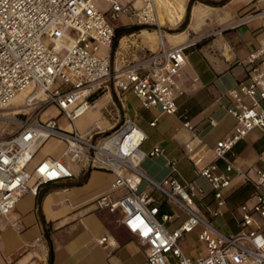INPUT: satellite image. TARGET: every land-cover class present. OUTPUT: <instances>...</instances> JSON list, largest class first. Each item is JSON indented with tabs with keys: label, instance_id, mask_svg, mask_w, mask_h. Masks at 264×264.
I'll list each match as a JSON object with an SVG mask.
<instances>
[{
	"label": "built area",
	"instance_id": "1",
	"mask_svg": "<svg viewBox=\"0 0 264 264\" xmlns=\"http://www.w3.org/2000/svg\"><path fill=\"white\" fill-rule=\"evenodd\" d=\"M140 2L133 6L126 0H110L107 15L94 0H0V108H8L0 109V122L15 127L0 133V214H9L24 194H37L42 185L70 180L86 169H100L114 178L111 190L94 197L93 203L97 210L120 211V223L147 246L143 264H264V168L243 169L228 157L252 130L264 136V48L249 53L252 67L247 78L227 91L231 101L227 111L235 125L212 146L213 160L201 165V155L189 156L210 186L215 205H205V209L211 217L222 215L224 190L234 175L253 186L251 202L237 207L236 233L223 232L199 211L197 202L206 193L193 181L175 175L157 181L144 172L141 162L162 154L163 149L142 150L147 135L134 119L124 116L106 130L93 127L79 132L75 126V119L90 106V94L109 84L120 92H132L142 108L176 113V77L186 64V45L166 46L153 0ZM120 14L137 25L155 27L160 41L155 50L111 66L108 56L99 55L98 50L111 47L114 28L109 19L116 20ZM26 89L30 91L22 105L13 106L15 97ZM50 106L58 116L41 119ZM60 115L69 128L58 124ZM181 118L192 132L188 116L183 113ZM51 138L64 144L60 155L31 164L37 147ZM218 160L225 162L223 171ZM169 166L177 171L174 160ZM171 205L186 218L168 229L165 223L178 218L175 212L162 209ZM192 232L205 246L203 255L190 257L179 245V238ZM106 240L103 236L98 242Z\"/></svg>",
	"mask_w": 264,
	"mask_h": 264
},
{
	"label": "crops",
	"instance_id": "2",
	"mask_svg": "<svg viewBox=\"0 0 264 264\" xmlns=\"http://www.w3.org/2000/svg\"><path fill=\"white\" fill-rule=\"evenodd\" d=\"M126 1L133 6L141 3ZM203 1L155 0L164 44L186 45V64L176 77V113L142 108L132 92H120L109 84L90 94V106L76 118L75 126L79 132L93 127L106 130L124 116L134 119L147 135L142 150L154 146L163 149L162 154L141 162L144 172L157 181L169 175L193 181L206 193L203 201L197 202L199 211L223 232L236 233L240 217L237 207L244 201L251 202L253 186L234 175L224 190L222 215L211 217L205 209V205H215L210 186L198 175L189 156L201 155V165L212 161V146L233 130L235 119L227 111L231 105L227 91L247 78L252 67L249 53L264 48V0H209L219 5ZM94 3L108 15L110 0ZM189 3L188 22L178 30ZM249 11L254 17L244 19ZM109 22L114 28V46H101L98 54L108 56L111 66L133 61L159 45L160 35L155 28L137 25L125 14ZM52 108V117H57V109ZM183 113L193 126L192 132L182 124ZM152 121L154 125H150ZM39 148L43 152L39 153ZM63 148L61 141L47 139L37 147L31 164L46 156L58 157ZM228 157L243 169L264 168V136L252 130L233 146ZM170 160L175 161L176 172L171 171ZM217 165L224 170L223 160ZM249 174L253 175V170ZM113 178L112 173L100 169L76 172L70 180L40 186L39 206L37 194H24L9 214H0V264H49L50 257V264H143L147 246L120 223V211L97 210L93 203L94 197L111 190ZM142 186L147 188L145 183ZM162 209L178 215L165 223L168 229L186 218L174 205ZM103 236L107 240L99 243ZM179 245L190 257L205 253L196 232L180 237Z\"/></svg>",
	"mask_w": 264,
	"mask_h": 264
},
{
	"label": "rangeland",
	"instance_id": "3",
	"mask_svg": "<svg viewBox=\"0 0 264 264\" xmlns=\"http://www.w3.org/2000/svg\"><path fill=\"white\" fill-rule=\"evenodd\" d=\"M247 14H254L253 12H251V11H249V12H247L246 13V15ZM149 27H151V26H149ZM179 27V25L176 27V29ZM152 28H155V27H152ZM175 29V30H176ZM111 86H112V84H111ZM30 91V89H27L25 92H22L17 98H16V100L13 102V106H19L20 105V103H22L23 102V100H24V98H25V96L28 94V92ZM52 107H54V106H50V107H48V108H46L45 109V111L42 113V115H41V119H45V118H47V117H52V116H54L53 114V108ZM4 113H7V112H4ZM58 111H57V115H58ZM57 120H58V123L61 125V126H63V127H68L69 128V126H68V122H67V120L64 118V116H62V115H60L58 118H57ZM2 128L4 129V131H1L2 130ZM15 129V127L14 126H12V125H6L4 122H0V133L2 132V133H7V132H9V131H12V130H14ZM41 148V147H40ZM39 148V153H41V152H43V149L41 150ZM149 158V157H148ZM147 159V158H146ZM31 168L32 167H30V166H28L27 167V170H31ZM154 194H155V196L156 197H160V195H159V193H157V192H154ZM162 201H164V199L162 200Z\"/></svg>",
	"mask_w": 264,
	"mask_h": 264
},
{
	"label": "trees",
	"instance_id": "4",
	"mask_svg": "<svg viewBox=\"0 0 264 264\" xmlns=\"http://www.w3.org/2000/svg\"><path fill=\"white\" fill-rule=\"evenodd\" d=\"M203 2L207 3V4H211V5H219L221 4L220 2H213V1H209V0H204ZM190 3L187 5L186 7V13H185V17L182 21V23L180 24V26L178 27V30H182L185 28L187 22H188V18H189V11H190ZM116 37L118 35H115ZM117 38H115L116 40ZM113 46H114V43H113ZM41 196H42V193H37V206H39L40 204V199H41ZM50 260H51V257L49 258V264H50Z\"/></svg>",
	"mask_w": 264,
	"mask_h": 264
},
{
	"label": "bare ground",
	"instance_id": "5",
	"mask_svg": "<svg viewBox=\"0 0 264 264\" xmlns=\"http://www.w3.org/2000/svg\"><path fill=\"white\" fill-rule=\"evenodd\" d=\"M153 4H154V8H155V11H156V22H157V24L159 25V26H163V25H161V23H160V21H159V17H158V9H157V6H156V3H155V0H153ZM252 17H254V15H250V14H248V15H246V17L244 18V19H251ZM27 90V89H26ZM26 90H24V91H22V92H25ZM21 92V93H22ZM21 93H19L16 97H15V99L13 100V102L16 100V98L21 94ZM24 101V100H23ZM23 103V102H22ZM22 103H20V105L19 106H21L22 105ZM17 107V106H16ZM0 109H8V108H0ZM88 110V109H87ZM86 110V111H87ZM85 111V112H86ZM4 112H7L6 110H3V111H1V113H2V115H5V113ZM84 112V113H85ZM2 117H4V116H2ZM80 117V116H79ZM76 120V119H75Z\"/></svg>",
	"mask_w": 264,
	"mask_h": 264
}]
</instances>
